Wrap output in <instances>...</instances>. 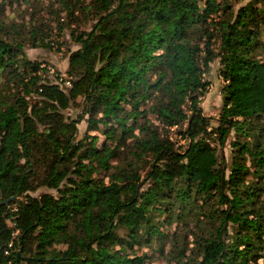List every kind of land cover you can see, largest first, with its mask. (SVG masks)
I'll return each mask as SVG.
<instances>
[{
	"label": "trees",
	"instance_id": "trees-1",
	"mask_svg": "<svg viewBox=\"0 0 264 264\" xmlns=\"http://www.w3.org/2000/svg\"><path fill=\"white\" fill-rule=\"evenodd\" d=\"M255 2L58 0L78 47L66 93L0 39V81L20 89L10 98L0 88V203L16 198L0 205V264H147L143 248L170 264H264V7ZM215 61L214 126L200 105ZM78 99L111 144L74 139L63 113ZM41 187L55 194L28 196Z\"/></svg>",
	"mask_w": 264,
	"mask_h": 264
},
{
	"label": "rangeland",
	"instance_id": "rangeland-1",
	"mask_svg": "<svg viewBox=\"0 0 264 264\" xmlns=\"http://www.w3.org/2000/svg\"><path fill=\"white\" fill-rule=\"evenodd\" d=\"M227 1L232 3L231 5L235 10H238L252 0ZM58 5H60L58 0H0V39L9 45L21 46L22 55L26 61L37 62L41 64L40 68L47 70L46 76L43 75L47 84L55 85L59 90L66 93V90L70 89L72 84V79L70 80L66 75L68 57L78 47L71 39L72 31L75 29L74 24L69 21L72 17L66 15V12L62 11ZM254 5L257 8L264 7V0L263 2L262 0H257ZM76 15L77 13L74 14V16ZM82 19L79 18V20ZM88 23L89 20L82 22L84 26L80 25V29L89 30L91 24ZM38 43H43L46 46L49 44L51 49L35 45ZM218 69V61H215L210 65L209 71L204 76L209 87L200 105L203 115L211 121L212 125L215 124L214 119L217 118L221 109L220 91L223 83L219 77ZM59 79L66 80L60 81ZM0 84V88L7 91V96L10 98L17 95L18 91H20L18 87L9 82L8 75L4 81H0ZM41 84L44 83L41 82ZM7 93H4V95ZM20 94L22 95L21 92ZM39 100L40 98L32 96L31 99H28V102L33 105ZM63 118L66 123L75 122L74 139L76 141L83 140L86 136H95L98 139L97 147H101L104 142L112 143L103 134L102 129L104 128L101 124L93 129V126L88 123L89 117L84 113L81 99H78L76 104L70 106L63 113ZM175 133L176 131H170L171 140L176 147H180L183 150L187 143L182 141L180 136ZM220 155L228 162L230 157L229 148L220 151ZM127 159H130V157H127ZM96 177H100V175H96ZM42 194H55V191L41 187L34 192L28 193V196L37 198ZM171 231H174V229L172 228ZM141 253L148 255L147 264H170L151 249L143 248L140 251ZM171 264L182 263L174 260Z\"/></svg>",
	"mask_w": 264,
	"mask_h": 264
},
{
	"label": "water",
	"instance_id": "water-1",
	"mask_svg": "<svg viewBox=\"0 0 264 264\" xmlns=\"http://www.w3.org/2000/svg\"><path fill=\"white\" fill-rule=\"evenodd\" d=\"M200 109H201V108H200ZM14 199H16V198H11V199H9V200H7V201H3V202L0 203V205L6 204V203H8V202H10V201H12V200H14ZM18 256H19V254H18Z\"/></svg>",
	"mask_w": 264,
	"mask_h": 264
},
{
	"label": "built area",
	"instance_id": "built-area-1",
	"mask_svg": "<svg viewBox=\"0 0 264 264\" xmlns=\"http://www.w3.org/2000/svg\"><path fill=\"white\" fill-rule=\"evenodd\" d=\"M64 80H66V79H64ZM64 80L60 79V81H64ZM65 83L68 84L67 82H65Z\"/></svg>",
	"mask_w": 264,
	"mask_h": 264
}]
</instances>
